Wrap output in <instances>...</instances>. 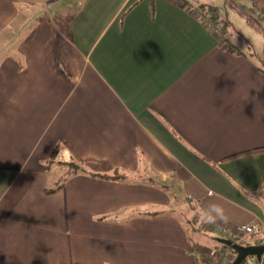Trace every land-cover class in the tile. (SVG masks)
<instances>
[{"label": "crops", "instance_id": "1", "mask_svg": "<svg viewBox=\"0 0 264 264\" xmlns=\"http://www.w3.org/2000/svg\"><path fill=\"white\" fill-rule=\"evenodd\" d=\"M205 25L176 0H0V264H230L200 225L264 242V151L232 158L264 149V68ZM64 143L114 179L46 195Z\"/></svg>", "mask_w": 264, "mask_h": 264}, {"label": "rangeland", "instance_id": "2", "mask_svg": "<svg viewBox=\"0 0 264 264\" xmlns=\"http://www.w3.org/2000/svg\"><path fill=\"white\" fill-rule=\"evenodd\" d=\"M191 4L196 7L199 3H206L207 0H189ZM210 2V1H207ZM212 3V2H211ZM214 5L220 8V12L225 17V19L228 22L227 27V33L226 37L228 42L231 45H235L238 50L243 53L247 58H249L251 61H254L255 63L259 64L264 68V20H260L258 18V13L252 7L250 0H214ZM39 11V10H38ZM55 12L59 14H63L64 17L58 18L55 14ZM52 14V17H50V21L58 24L61 19H63L62 22L59 24L63 25L66 23L67 19L69 18V13L65 11L64 8L59 7L57 10H52L50 12ZM39 13L32 14V16H38ZM48 15V13L41 12L39 17H31L30 15L28 17H24V20L28 21V24H35L38 23V18L42 19L43 17ZM14 25H16L14 23ZM15 28L13 25L9 28ZM11 34V30L9 31ZM9 36V35H8ZM10 37V36H9ZM11 38V37H10ZM4 37L1 36L0 42L3 41ZM68 156V155H67ZM69 161L71 159L69 156L67 157ZM67 160L65 156H61L58 159H56V163L63 162ZM58 167V164L56 165ZM67 170L68 168L63 166L59 167L57 169V172L62 171V177L60 178V181L63 179L65 180L67 177ZM189 206L187 203H184L182 206L178 209V216H185L187 215L186 209H188ZM182 209L184 210V213L182 212ZM191 220V217L190 219ZM257 226V228L260 230V227L257 224H254ZM196 232L189 227L188 229V238L199 245L201 248H211L212 245H216L218 247H221V244L216 242L214 240L215 237H217L215 234L202 232V229ZM221 237V236H220ZM257 237V236H255ZM223 238V237H221ZM218 238V239H221ZM264 244V242H263ZM193 250V249H192ZM202 250L195 249L193 255L191 256V259L201 260L204 257V254L201 252Z\"/></svg>", "mask_w": 264, "mask_h": 264}, {"label": "trees", "instance_id": "3", "mask_svg": "<svg viewBox=\"0 0 264 264\" xmlns=\"http://www.w3.org/2000/svg\"><path fill=\"white\" fill-rule=\"evenodd\" d=\"M176 1H177L179 8H181L183 10L187 9L188 12L190 14L194 15L200 23L203 24L206 22V25H205L206 27H210V28L214 29L215 31H217L218 37L220 39V43L222 45L226 44V42H227L226 33H227L228 22L225 19V17H223V15L221 14L219 7L212 5L211 3H199V5L196 8H194L192 5H190V3L187 0H176ZM227 1H229V0H227ZM250 1L252 4V7H254V9L258 12L259 7H258L257 2L255 0H250ZM150 8H151V12L153 13V10H154L153 4L150 5ZM257 16L260 20H264V18H262L261 15L258 14ZM228 47H229L230 52H233L235 50V46H233V45H228ZM259 71L264 76V69L260 68ZM57 150H58L57 148L54 149V151L52 153V158L57 153ZM67 150H68L67 155L71 159V161L69 163L68 162L65 163L66 167L68 168V170H67L68 176H72V175H76V174H86V175H89L92 177L114 179V177H108V176H104V175L91 173L86 168V165L83 163V161L76 155V153H74V151H72V149L69 146H67ZM263 151H264V149H256V150H253L250 152H246V153H243L240 155L233 156L232 158H237L239 156L247 155V154L255 155V154L261 153ZM65 182H66V179L65 180L63 179L62 181H60L59 185L55 189L45 190V194L46 195H53V194L63 190ZM259 204H260V207L263 208L264 207V200H262ZM205 228H206L205 225H200L198 227V230L205 229ZM262 244H263V242L257 241V240H255L254 236H251V237H248L240 245H243V246H259ZM221 246L225 249L231 250L230 248H228L226 246H223V245H221ZM233 254L235 255L234 252H233Z\"/></svg>", "mask_w": 264, "mask_h": 264}, {"label": "built area", "instance_id": "4", "mask_svg": "<svg viewBox=\"0 0 264 264\" xmlns=\"http://www.w3.org/2000/svg\"><path fill=\"white\" fill-rule=\"evenodd\" d=\"M189 199V197H187ZM223 238L228 239L236 244L243 243L248 237L257 236L260 230L254 224L238 225L230 229H223L221 231ZM209 258L211 253H209ZM242 264H264V255L261 260H258L255 256H248L244 259Z\"/></svg>", "mask_w": 264, "mask_h": 264}, {"label": "water", "instance_id": "5", "mask_svg": "<svg viewBox=\"0 0 264 264\" xmlns=\"http://www.w3.org/2000/svg\"><path fill=\"white\" fill-rule=\"evenodd\" d=\"M218 242L235 253V258L230 264H242L248 256H255L258 260H261V257L264 255V244L259 246H243L225 238L218 239Z\"/></svg>", "mask_w": 264, "mask_h": 264}, {"label": "clouds", "instance_id": "6", "mask_svg": "<svg viewBox=\"0 0 264 264\" xmlns=\"http://www.w3.org/2000/svg\"><path fill=\"white\" fill-rule=\"evenodd\" d=\"M214 216H207V219L209 222H214L216 219L222 220V221H226L227 220V216L224 214V211L222 208L220 207H215L214 208Z\"/></svg>", "mask_w": 264, "mask_h": 264}]
</instances>
